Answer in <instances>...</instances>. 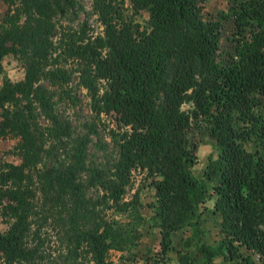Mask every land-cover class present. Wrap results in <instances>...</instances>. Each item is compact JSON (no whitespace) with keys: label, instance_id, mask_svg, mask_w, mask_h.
Returning <instances> with one entry per match:
<instances>
[{"label":"trees","instance_id":"trees-1","mask_svg":"<svg viewBox=\"0 0 264 264\" xmlns=\"http://www.w3.org/2000/svg\"><path fill=\"white\" fill-rule=\"evenodd\" d=\"M1 1L0 73L1 60L12 54L22 60L24 75L0 78V136L14 139L12 152L21 159L0 162L6 225L0 229V264L46 258L47 204L59 207L54 220L68 235L56 264H113L111 250L130 247L136 237L117 219L82 224L88 199L77 175L86 167V138L75 165L44 158L48 138L72 132L42 82L68 81L70 72L54 65L69 57L78 60L95 110L125 128L114 178L104 183L101 171L92 170L91 182L123 211L132 171L153 179L151 218L160 255L153 259L148 252L150 262L164 261L173 232L201 236L210 193L220 239L213 246L198 241L205 264H264V0H229L216 12L207 10V0H92L103 28L91 34L84 25L67 34L58 29L62 18L77 16L76 0ZM143 12L141 22L135 15ZM203 126L214 156L197 176L192 166ZM70 206V217L63 216Z\"/></svg>","mask_w":264,"mask_h":264},{"label":"rangeland","instance_id":"rangeland-1","mask_svg":"<svg viewBox=\"0 0 264 264\" xmlns=\"http://www.w3.org/2000/svg\"><path fill=\"white\" fill-rule=\"evenodd\" d=\"M80 9L77 16L69 15L62 18L61 25L58 27L60 32L72 33L79 29L81 25L86 27V33H98L102 31V24L93 8L92 0H76ZM229 0H207V10L216 12L227 8ZM124 5H128L125 0ZM3 3L0 0V11ZM131 12V11H130ZM146 14L135 15L144 22ZM4 72L0 73L7 76L10 80H17L24 75V65L22 60L12 54L6 55L1 60ZM54 66H61L70 72V79L62 82H50L44 78L42 82L48 88L54 102V109L62 121H70L72 132L68 136L59 139L48 138L46 144L47 154L45 160L54 165L65 167L75 165L82 140L87 139L84 154V167L78 172L79 181L86 191L88 199L86 208L80 213V220L84 226H91L94 222L101 219L120 220L125 226L132 229L135 234L134 242L124 250H111L110 257L113 264H155L150 262L147 254L153 259L159 257L160 253V234L154 226L151 218V202L155 199V188L153 179L145 171L135 169L129 178L127 192L123 200L129 202L127 208L118 211L116 204L108 198L102 185L93 183L92 170L101 171V180L109 183L114 178L112 176L113 164L118 157L119 142L124 127L117 124L115 118L103 112L98 113L94 108V99L89 89L80 82L78 60L71 57L55 63ZM185 107L188 105H184ZM40 122L45 119L40 116ZM46 136V135H45ZM46 138V137H45ZM198 141L197 161L193 164V172L201 176L210 155L214 156V145L207 129L203 126L196 136ZM50 140V141H49ZM51 142V143H50ZM14 139L10 136H0V162L10 160L19 162V155L12 152ZM50 143V144H48ZM91 180H93L91 182ZM213 197L207 194V199L203 208L202 234L198 238L192 236L189 231H175L172 234L173 246L167 250L164 261L160 264H205L204 259L196 252L198 241H203L209 245H215L220 239V218L218 213L212 208ZM43 209L48 219L44 225V252L46 258L39 264H56L59 260L58 252L65 246L68 235H65L64 225L55 221L59 207L47 204ZM44 213V212H42ZM44 213V214H45ZM65 217L72 214L71 206L65 211H61ZM5 223L0 215V229L5 228ZM159 254V255H158ZM160 259H162L160 257ZM52 260H56L52 262ZM216 260H220L216 256ZM76 264H91V262L78 259Z\"/></svg>","mask_w":264,"mask_h":264}]
</instances>
